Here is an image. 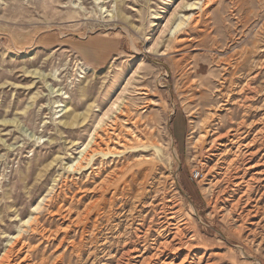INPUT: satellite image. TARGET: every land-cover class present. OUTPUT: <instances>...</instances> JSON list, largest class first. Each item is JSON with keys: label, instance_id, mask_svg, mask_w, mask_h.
Segmentation results:
<instances>
[{"label": "rangeland", "instance_id": "obj_1", "mask_svg": "<svg viewBox=\"0 0 264 264\" xmlns=\"http://www.w3.org/2000/svg\"><path fill=\"white\" fill-rule=\"evenodd\" d=\"M11 245V264H264V0H0Z\"/></svg>", "mask_w": 264, "mask_h": 264}, {"label": "bare ground", "instance_id": "obj_2", "mask_svg": "<svg viewBox=\"0 0 264 264\" xmlns=\"http://www.w3.org/2000/svg\"><path fill=\"white\" fill-rule=\"evenodd\" d=\"M212 1L214 0H204L205 4H209L211 3ZM206 23V22H205ZM206 105V102H202V106H205ZM209 109V108H208ZM211 109V108H210ZM209 114V113H208ZM211 118L209 117V115H205V118L204 120L202 121V126L200 128V131L202 133H204V136H208L210 139H212L211 141V144L212 145H215L216 143H220V138L217 136L216 134V130H215V127H213V125H211ZM200 132V133H201ZM211 134V136L209 135ZM112 136V135H111ZM110 136V137H111ZM115 138V137H114ZM124 141V140H123ZM120 142V141H118ZM211 145V146H212ZM91 156V155H90ZM221 165V164H220ZM242 201V200H241ZM238 203V202H237ZM246 204V203H245ZM238 205H236L237 207ZM235 207V208H236ZM239 207V206H238ZM16 241V240H15ZM17 243H19V241L17 240ZM16 243V244H17ZM15 244V245H16ZM12 253H14V247L11 245V247H9L4 253L3 255L1 256L0 258V264H11L10 263V257L12 255ZM21 261H19L18 263H13V264H20ZM23 263V262H22Z\"/></svg>", "mask_w": 264, "mask_h": 264}]
</instances>
